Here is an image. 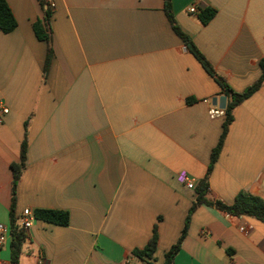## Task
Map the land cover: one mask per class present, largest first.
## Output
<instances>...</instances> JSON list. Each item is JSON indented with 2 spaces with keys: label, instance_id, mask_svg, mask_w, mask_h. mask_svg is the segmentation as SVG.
<instances>
[{
  "label": "crops",
  "instance_id": "1",
  "mask_svg": "<svg viewBox=\"0 0 264 264\" xmlns=\"http://www.w3.org/2000/svg\"><path fill=\"white\" fill-rule=\"evenodd\" d=\"M6 1L17 27L0 29V223L10 228L11 165L27 132L14 217L30 209L34 218L20 264H143L131 253L155 225V264H163L223 133L225 115L211 114L221 110L212 100L225 96L219 84L175 33L165 0H54L46 76L49 45L33 28L44 19L40 0ZM171 5L234 91L260 79L264 0ZM206 7L216 14L204 25ZM209 183L212 201L232 205L241 191L264 201V85L235 109ZM42 209L69 212V225L36 218ZM11 240L0 264H12ZM174 264H264V223L198 206Z\"/></svg>",
  "mask_w": 264,
  "mask_h": 264
},
{
  "label": "trees",
  "instance_id": "2",
  "mask_svg": "<svg viewBox=\"0 0 264 264\" xmlns=\"http://www.w3.org/2000/svg\"><path fill=\"white\" fill-rule=\"evenodd\" d=\"M40 3L45 12L44 19L35 22L33 28L36 37L41 41H46L49 45L46 63L44 67V75L46 76L48 74V70L54 56V51L51 46V29H50V22L53 13L52 12L53 8L47 3L46 0H40ZM165 13L175 33L182 39L188 51L192 55H194V57L200 62V64L208 72V74L216 80V82L219 84L222 90V94H224L228 99L227 107L224 111L225 120L223 124V133L219 140L218 145L212 152L208 172L206 176L197 185L196 192L198 194V197L196 198L195 203L193 204L192 208L190 209V212L186 217L185 225L183 227L180 238L178 239L176 244L173 245L165 255V261L163 264H174L175 258L180 252L182 248V244L187 236L191 221V216L198 206L207 205L210 207H215L223 212H226L230 216H234V217L247 216V217L255 218L264 223V201L260 197L253 196L244 191H241L236 196V199L232 205H227L222 201H212L208 198V193L210 189V183H209L210 175L222 151L229 126L234 120V111L241 103H243L246 99L252 96L264 85V60L261 61L262 75L260 79L254 85L247 88L245 91L236 92L227 84V82L222 77H220L215 72L213 66L199 51V49L196 47V45L191 40V38L181 30L180 26L176 22L175 17L173 15L171 0H165ZM215 14L216 11L214 9L207 7L203 8L200 13V20L204 25H206L214 18ZM16 27H17V21L10 6L8 5L6 0H0V29L5 34H9L12 31H14ZM27 149H28V138L26 132L24 141L21 146L20 162L11 165L13 171L12 209H11V223H10V233L12 236V240H11L12 264H20L22 247L27 237L26 229L21 228V226L17 223L14 217L17 187L22 177L23 171L26 168ZM35 214H36V218L52 224H56L60 226H68L70 223V214L67 211L42 209V210H37ZM158 242H159L158 226L155 225L153 228L152 237L148 241L147 245L141 249H134L131 253L132 257L137 258L143 264H155L154 256L158 249Z\"/></svg>",
  "mask_w": 264,
  "mask_h": 264
},
{
  "label": "built area",
  "instance_id": "3",
  "mask_svg": "<svg viewBox=\"0 0 264 264\" xmlns=\"http://www.w3.org/2000/svg\"><path fill=\"white\" fill-rule=\"evenodd\" d=\"M46 1L52 8L55 6L54 5V0H46ZM189 12L191 14L197 13L196 7L192 6L189 9ZM2 112L3 113H7L8 110L7 109H3ZM211 114L213 116H220V115L224 114V111L216 110V109L213 108V109H211ZM179 180H180V182L186 184L187 187L190 188V189L195 187V183L191 179L188 178L186 173H181L179 175ZM33 218H34V214H33L32 210L25 209L23 211L21 217L18 220V224L21 226V228L28 230L32 226ZM249 229L250 228L242 227L241 231L244 232V233H247ZM9 233H10V228L7 225H4V224L0 223V248L3 247L4 244L6 243V241L8 239V236H9Z\"/></svg>",
  "mask_w": 264,
  "mask_h": 264
},
{
  "label": "water",
  "instance_id": "4",
  "mask_svg": "<svg viewBox=\"0 0 264 264\" xmlns=\"http://www.w3.org/2000/svg\"><path fill=\"white\" fill-rule=\"evenodd\" d=\"M212 104L214 106H219L221 111H224L227 107V97L222 96V97L214 98L212 100Z\"/></svg>",
  "mask_w": 264,
  "mask_h": 264
}]
</instances>
